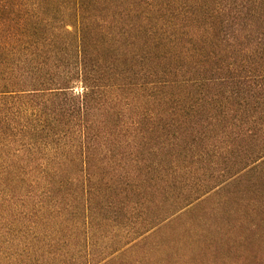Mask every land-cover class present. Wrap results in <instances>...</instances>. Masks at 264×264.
Instances as JSON below:
<instances>
[{
	"label": "trees",
	"instance_id": "1",
	"mask_svg": "<svg viewBox=\"0 0 264 264\" xmlns=\"http://www.w3.org/2000/svg\"><path fill=\"white\" fill-rule=\"evenodd\" d=\"M253 173L264 0H0V264H106Z\"/></svg>",
	"mask_w": 264,
	"mask_h": 264
},
{
	"label": "rangeland",
	"instance_id": "2",
	"mask_svg": "<svg viewBox=\"0 0 264 264\" xmlns=\"http://www.w3.org/2000/svg\"><path fill=\"white\" fill-rule=\"evenodd\" d=\"M163 207L154 221H164L106 264H264L260 175L249 174L173 217L168 212L172 203ZM137 220L142 222V217ZM67 262L86 264V259Z\"/></svg>",
	"mask_w": 264,
	"mask_h": 264
}]
</instances>
